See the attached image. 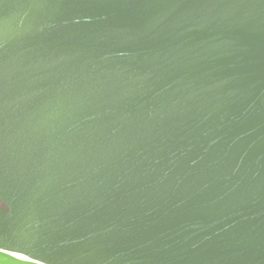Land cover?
<instances>
[{"label": "water", "instance_id": "95a60500", "mask_svg": "<svg viewBox=\"0 0 264 264\" xmlns=\"http://www.w3.org/2000/svg\"><path fill=\"white\" fill-rule=\"evenodd\" d=\"M0 264H264V0H0Z\"/></svg>", "mask_w": 264, "mask_h": 264}]
</instances>
